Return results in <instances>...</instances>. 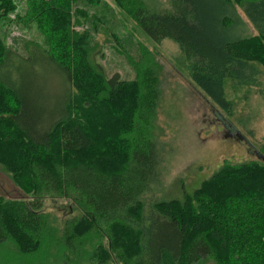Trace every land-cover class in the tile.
<instances>
[{"label":"trees","instance_id":"16d2710c","mask_svg":"<svg viewBox=\"0 0 264 264\" xmlns=\"http://www.w3.org/2000/svg\"><path fill=\"white\" fill-rule=\"evenodd\" d=\"M83 1L100 2L29 0L16 15L37 22L48 49L29 42L24 56L0 36V164L30 195L0 194V264H264V161H227L191 194L152 200L146 215L158 164L151 138L158 65L144 51L154 62L148 70L130 59L136 78L107 76L91 30L76 29ZM115 1L145 36L180 45L190 80L227 114L228 84L260 85L264 0H170L171 10L160 11ZM16 8L0 0L1 17ZM239 9L255 34L244 31ZM35 53L65 82L54 108L5 74L14 59L35 63ZM47 194L74 196L83 216L56 227L42 210Z\"/></svg>","mask_w":264,"mask_h":264},{"label":"rangeland","instance_id":"374dc122","mask_svg":"<svg viewBox=\"0 0 264 264\" xmlns=\"http://www.w3.org/2000/svg\"><path fill=\"white\" fill-rule=\"evenodd\" d=\"M15 1L17 8L7 17H1L0 10V36L10 48L24 56L29 54L26 48L29 42L48 49L49 39L39 29L37 22L23 24L16 18L17 14L27 12L29 0ZM140 1L150 10L172 8L170 0H126L130 7ZM80 8L84 12L83 23L77 24L76 29L91 30L99 50L96 60L104 66L107 76L118 72L122 79L136 78L130 59L141 60L146 70L154 62L158 65L160 95L151 128L158 164L156 182L144 195L146 215L151 209L152 200L183 198L191 194L227 161H264L260 153L264 147V75L260 78L259 86L252 85L234 91L227 85V93L233 98L232 115H229L206 98L190 80L182 63L184 59L180 45L175 40H151L115 0H100L95 4L83 1L80 2ZM239 12L246 24L244 31L255 34L253 24L242 9ZM49 50L60 52L56 48ZM144 51L151 53L154 62ZM33 60L24 63L14 59L5 74L22 91L31 89V97L36 103L54 108L64 96L65 82L43 57L35 53V63ZM8 102L10 106L14 104L12 100ZM1 193L8 197L30 196L17 186L2 164ZM41 198L42 210L56 227H63L66 222L79 220L83 216L82 204L74 196L47 194ZM202 264L217 263L210 259Z\"/></svg>","mask_w":264,"mask_h":264}]
</instances>
